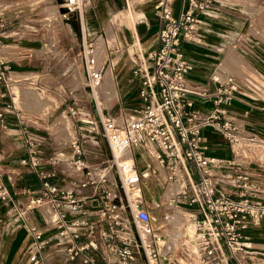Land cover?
Wrapping results in <instances>:
<instances>
[{"label": "built area", "instance_id": "obj_1", "mask_svg": "<svg viewBox=\"0 0 264 264\" xmlns=\"http://www.w3.org/2000/svg\"><path fill=\"white\" fill-rule=\"evenodd\" d=\"M83 1L62 0V17L73 11L79 14ZM214 1L181 0L179 11L173 14L168 0H156L154 7L162 6L157 44L133 63L131 72L139 76V105L123 117L103 111L96 99L94 90L101 82L102 66L92 41L82 42L79 57L85 83L109 156L91 167L83 158L81 140H69L73 153L67 160L80 173L59 185L54 179L56 172L38 164L58 163L65 157L64 151L41 154L37 145L40 133L24 129L26 156L18 162L23 171L35 173L39 184L23 189L26 200L16 202L5 182L11 175L0 164V201L13 225L26 228L30 264H54L40 256L53 247L62 249L64 262L75 264H174L177 259L170 249L171 234L158 227H164L177 211L182 228L178 249L183 260L193 255L198 264H264V257L251 251L249 238L242 233L264 219V197L255 193L258 184L236 166L233 156L206 153L200 128L213 127L239 154L258 145L264 150V138L238 134L236 125L224 115L222 104L229 103L236 89L232 75L219 78L212 73L210 77L217 81L212 92L185 83L191 63L181 41L194 37L200 15L214 8ZM2 18L0 8V27ZM6 36L8 32L0 29V83L4 90L0 96L7 95L0 104L2 128L8 126L5 114L18 117L19 110L11 93L8 73L12 69L2 51ZM193 97L210 99L212 108L205 113L194 110ZM66 112L84 119L75 103L68 105ZM132 150H138L137 154ZM2 157L0 147V160ZM147 178L161 184V201L143 196L141 184ZM161 205L163 221L155 211ZM31 209L38 210L41 224L28 213ZM52 229L51 234H44ZM163 241L169 246L164 257L159 247ZM177 263L183 264L179 259Z\"/></svg>", "mask_w": 264, "mask_h": 264}, {"label": "crops", "instance_id": "obj_2", "mask_svg": "<svg viewBox=\"0 0 264 264\" xmlns=\"http://www.w3.org/2000/svg\"><path fill=\"white\" fill-rule=\"evenodd\" d=\"M155 2L156 0H84L79 14L73 11L67 17H62V14L59 13L60 19L64 20V27L71 35L72 46L76 43L79 47L84 40H91L98 49L105 48L101 58H98L95 53L98 64L102 66L101 82L103 80L102 85L100 82L96 87L97 94H95L103 111L116 118L125 116L139 105L137 98L139 76L133 75L131 68L139 57L157 44L156 31L162 24V6L154 7ZM168 3L172 13L176 14L180 9L181 0H168ZM56 5L58 6V4ZM59 6L58 9L62 10L61 3ZM132 8L140 13L139 19H136L137 13ZM122 10L126 12L131 10L133 18L125 17L116 22L121 16L120 11ZM25 25L26 23H21L18 26L9 25L14 26V29L7 31L8 36L6 37L13 38L5 41L2 49L10 64V69H12L9 75V78L12 79L11 93L19 108L18 115L21 118L10 113L5 114L8 126L0 127V147L3 150L0 164L2 169L11 175L10 180L4 179L12 199L18 203H23L26 200V193L23 189L26 187L35 188L39 184L35 173L23 171L18 162L19 158L26 156L24 129L28 128L40 133V130L26 121V116H29L30 120L34 118V121H36L35 118L41 117L45 122L48 113L57 107V100L54 97L39 92L47 86L42 81L47 72L26 70V41L25 39L20 40L29 30ZM181 47L191 63V69L185 76L186 85L212 92L217 86V81L210 77L212 73H215L219 78L228 74L232 75L236 82V89L229 103L222 104L225 109L224 115L236 125L238 134H253L264 138V0H215L214 8L200 15L194 37L191 40L181 41ZM27 71L31 74L36 73L33 76L34 79L28 80L32 76L27 77ZM82 76L84 82L81 78L78 79L79 83L76 85L71 82V86L67 87L69 94L65 97H70L68 104L75 103L79 112L85 115H80L84 119L70 116L71 122L68 127L71 134L69 136L64 137V129L60 127L62 133L57 137L53 136L54 138L49 137L50 141L40 133L37 143L38 149L44 155L59 149L64 151L65 157L58 163L51 164L42 161L38 164L40 168L54 170L56 172L54 179L59 185H65L68 178L78 176L80 173V171H75L67 160L73 153L68 144L69 140L73 138L81 140L84 146L83 158L91 167L103 163L109 156L103 135L101 134L102 136L99 138L96 135L97 118L93 119L96 115L93 107L94 102L85 83L84 71H82ZM78 77V73H73V79ZM26 79L30 84L26 85ZM37 81L38 83L35 85ZM103 85H106V90L109 93L103 90ZM2 91L4 90L0 83V92ZM83 93L87 100L91 101L88 105L86 103L78 105L79 96ZM5 99H7V95L0 96V104ZM49 101L51 105L48 104ZM212 106L213 103L210 99L192 98L191 107L200 113L208 112ZM89 107L93 110L92 116H90ZM114 107L117 108V113H114ZM66 110H64L65 113ZM62 114L64 113L60 112L55 115L56 121L60 117V124L64 123L63 120L68 122L67 117ZM66 116L69 115L66 113ZM74 121L80 123L75 124ZM200 133L202 142L205 144L204 151L224 158L233 156L236 166L248 172L258 184L256 195L264 197V150L258 145L250 147L244 154L234 153L227 140L213 127L202 126ZM135 151L133 155L137 154ZM261 153L262 157L259 156ZM141 186L146 200L161 201L163 199L161 184L154 178L143 179ZM85 191H88V188ZM155 211L159 221H163L164 219L161 217L164 206L155 208ZM28 213L37 224H41L37 209H31ZM170 223L171 221H167L164 227L159 226L158 229L169 236L171 234L168 231ZM52 232L53 229L44 234L48 235ZM242 233L249 238L251 251L255 255L264 257V219L256 225L242 229ZM181 235L182 231L179 236ZM170 239L173 242L170 246L172 249H170L175 253L176 248L178 249V242L175 248L174 237ZM178 240L180 241V237ZM27 242L26 228L13 225L7 218L5 207L0 201V264H30ZM162 245H164L163 256L169 246L164 241L159 247ZM40 256L42 259L54 260V264H75L74 261L64 262L60 247L48 248L41 252Z\"/></svg>", "mask_w": 264, "mask_h": 264}, {"label": "rangeland", "instance_id": "obj_3", "mask_svg": "<svg viewBox=\"0 0 264 264\" xmlns=\"http://www.w3.org/2000/svg\"><path fill=\"white\" fill-rule=\"evenodd\" d=\"M61 2L62 0H0V8H3L2 19L4 20V25L0 27V29H3L4 32H7L10 29H14V26H18L21 23H26L25 26H27L29 30L26 31L25 37L20 38V40L25 39L26 41V70H35L40 71L41 73L43 71L47 72L46 77L42 78V81L46 83L47 86H45L42 91L39 90V92L44 95L52 96L57 100V107L53 111L48 113L45 118V122H43L41 117L35 118L36 121H34V118L33 120H30L31 118L28 116L30 118L29 119L26 116V121L35 126L38 130H40V133L44 135L45 139L48 141H50L53 136L57 137L59 134L62 133L60 127H63L64 129V137L69 136L71 134V131L68 127V124L71 122V118L70 116H66L67 112L65 113L64 111L69 105L68 103L70 97L65 96L69 94L67 87L71 86L70 83L72 82L76 85L79 83L78 79H82L83 77L82 59L79 57V50L81 46L78 47L76 43L72 46V42L70 41L71 35L66 30V27H64V20H61L59 17V13H61V11L63 10V8L62 10L58 9L59 3ZM56 4H58V6ZM133 10L136 11L138 16L136 19H138L140 17V13L135 8ZM120 12L121 16L118 17L117 21L115 19L116 22H119L125 17L133 18V12H131V10H128L127 12L122 10ZM9 25L14 26L12 27ZM11 38L4 37L2 40L5 42L7 40H10ZM93 48L98 58H101L104 55L105 48H103L102 50L101 48L98 49L95 44H93ZM28 71L27 77L32 76L29 77L28 80L34 79L33 76L36 73L31 74V72ZM75 72L79 75L77 79L72 78V75ZM8 74L10 75V72ZM17 77H19V75H17ZM21 77L23 76L21 75ZM82 81L84 82L83 79ZM25 83L26 85L30 84L27 79ZM37 83L38 81L35 83V85ZM16 89L18 90V87H16ZM36 90L38 91V88ZM103 90L109 93V91L106 90V85H103ZM79 97L80 99L78 101V105H83L85 103L86 105H88L89 103H91V101L89 102L87 100L84 93L81 94ZM62 98L64 99L62 100ZM40 101L42 100L40 99ZM48 104L51 105L50 101L48 102ZM116 109L117 108L115 107L113 108L114 113L118 112ZM89 110L91 113L90 116H92L93 110L91 108ZM60 112L64 113L62 115L67 117L68 122H66V120H63L62 122L64 123L60 124V117L56 121L55 115ZM86 115L88 116V114ZM18 116L20 117V115ZM96 118V115H94L93 119ZM24 121L25 120H23V122ZM74 123L79 124L80 122L74 121ZM96 126V135L99 138L102 135L98 121H96ZM170 221L171 223L170 227L168 228V231L169 233L173 234L171 237H174V241L176 243L179 235L177 230L172 225L174 221V215H172ZM174 230H176V232H174ZM163 246L164 245L160 247L161 252L163 250ZM181 256L182 254L176 248L174 257L178 260V258H181ZM177 260L174 261V264H178ZM183 264L198 263L195 260L194 256L191 255L188 256V258L184 259Z\"/></svg>", "mask_w": 264, "mask_h": 264}, {"label": "bare ground", "instance_id": "obj_4", "mask_svg": "<svg viewBox=\"0 0 264 264\" xmlns=\"http://www.w3.org/2000/svg\"><path fill=\"white\" fill-rule=\"evenodd\" d=\"M102 82H103V80H102ZM102 82H101V85H102ZM101 85H100V87H101ZM94 92L97 94V92H96V89L94 90ZM94 93V94H95ZM95 94V95H96ZM80 115H84L83 113H81V112H79V116ZM85 116V115H84ZM65 161V160H64ZM66 162H67V160H66ZM179 217H180V211H177L175 214H174V221H173V226H174V228L177 230V232H178V234L180 235V233H181V231H182V228H181V225H180V220H179ZM178 237H180V236H178ZM177 242H178V238H177ZM176 242V243H177ZM176 243L174 242V244L173 245H175V247H176ZM171 248V247H170ZM172 249V248H171ZM179 256V255H178ZM182 263L184 262V260L182 259V258H178ZM186 263V262H185Z\"/></svg>", "mask_w": 264, "mask_h": 264}]
</instances>
